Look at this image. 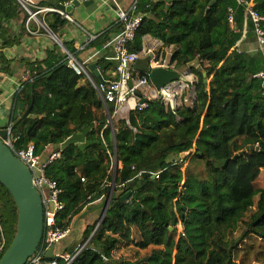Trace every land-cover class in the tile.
Segmentation results:
<instances>
[{
	"label": "trees",
	"instance_id": "1",
	"mask_svg": "<svg viewBox=\"0 0 264 264\" xmlns=\"http://www.w3.org/2000/svg\"><path fill=\"white\" fill-rule=\"evenodd\" d=\"M68 1L40 0L35 5ZM249 1L264 16V0ZM230 6L238 16V31L227 20ZM136 8L143 18L129 50L139 51L149 35L172 45L177 67L195 59L202 65L206 83L201 71L191 69L197 77L192 106L171 110L153 98L146 108L129 111L128 124L112 120L111 126L113 103H103L94 85L100 81L77 73L57 44L43 59L27 64L28 78L13 94L9 122L15 146L33 143L38 155L48 146L61 147L60 157L44 170L60 190L63 207L55 214L59 227H66L89 203L105 202L112 190L103 219L98 226V219L87 225L78 242L86 245L69 264L263 262L264 186L256 181L264 169V82L254 74L264 69V46L239 49L243 28L247 38L256 37L235 0H139ZM26 18L18 0H0L1 48L28 33ZM42 19L60 38L67 20L57 12H46ZM109 39L106 30L87 44L99 54L96 64L106 83L116 78ZM62 42L78 59L71 42ZM2 54L0 62L8 64ZM32 100L29 114L22 117ZM127 191L129 197L121 200ZM16 225L15 203L0 183L3 250ZM240 225L244 232L235 240L230 233ZM122 250H129L130 258L117 255ZM51 260L67 262L64 256L42 257L41 262Z\"/></svg>",
	"mask_w": 264,
	"mask_h": 264
},
{
	"label": "built area",
	"instance_id": "2",
	"mask_svg": "<svg viewBox=\"0 0 264 264\" xmlns=\"http://www.w3.org/2000/svg\"><path fill=\"white\" fill-rule=\"evenodd\" d=\"M27 12L25 22L26 31L31 34H37L42 27L48 32H52L46 26L44 20L40 15L46 12H57L67 21H73L69 13L59 9L56 6H34L28 0H18ZM133 0L129 8L124 9L119 6L116 7L115 13L117 22L120 25V30L115 36L110 37L107 45L113 50V58L116 61V68L113 74L115 79L109 82L94 83L96 89L101 94V99L104 104L113 103L112 113L108 119L117 121L124 120L128 124V113L130 110L138 108L143 109L147 107V100L159 98L164 106L168 109L175 110L181 105L192 106L196 99L195 82L196 75L188 67L180 68L176 66L175 61L171 60V52L167 49L165 51H155L147 43L143 42L139 51H131L128 44L134 39L135 31L140 25L143 14L137 12V2ZM71 1L65 2L69 4ZM236 4L243 7V16L245 20H250L254 26L257 46L262 48L264 46V16L258 14L254 9L253 2L249 0H235ZM104 3V0H101ZM235 8H227V20L229 26L238 31L235 26ZM34 23V27L31 26ZM54 37V36H53ZM96 36L90 34L87 38V43L92 41ZM66 54L67 63L77 73L83 72L91 79L87 68L73 55V53L64 50ZM143 56L149 57V67H164L179 72L180 77L177 80L168 82L160 88H156L149 80L147 73H140L135 71L134 63ZM168 56V57H165ZM255 77L260 78L264 82V69L254 74ZM129 81H132V87L128 86ZM22 84L18 89H21ZM134 90H139L142 97L135 95ZM110 123V122H109ZM5 128L8 130L7 135L1 139L2 143L6 145L11 152L20 159L31 171L32 181L41 195L43 210H44V233L43 240L38 250L28 259L27 264H57L55 260L48 262H41L42 257H45L46 250L51 244H56L63 237L68 235L71 231V222L66 227H59L55 222V214L63 207L62 202L58 199L60 192L54 180L46 177L44 170L48 163L58 159L61 155V147L50 150L46 157L35 154L33 143H28L24 147H16L14 139L11 137L12 121L7 122ZM188 152H186L187 154ZM183 156L185 154H182ZM116 160L115 155L111 162V168L115 169ZM133 168V167H132ZM138 172L137 175H141ZM158 177V175H155ZM83 181L84 178H81ZM98 226V224H97ZM5 240L0 239V254L4 252L3 248ZM86 245L77 244L72 252L64 256L67 260L65 264H69Z\"/></svg>",
	"mask_w": 264,
	"mask_h": 264
},
{
	"label": "crops",
	"instance_id": "3",
	"mask_svg": "<svg viewBox=\"0 0 264 264\" xmlns=\"http://www.w3.org/2000/svg\"><path fill=\"white\" fill-rule=\"evenodd\" d=\"M38 1L40 0H28V2L34 6ZM132 1L133 0H104L102 4L101 0H93L92 3L86 5L80 3L69 13L73 21H67L61 32L60 38L58 36L56 37L61 42H71L72 46L78 51V60L87 68L89 64L93 62L97 63L96 61L99 58L97 51L91 47H87L89 43H87L88 36L90 34L97 36L106 30H109L110 37L115 36L120 30V25L117 22L115 13L116 7L119 6L127 9L131 6ZM44 14L45 13H42L40 17ZM31 26L34 27L33 22H31ZM12 29L15 31L16 25H13ZM242 33L243 38L242 42L239 43V49L254 50L257 46L256 40L247 38L244 28L242 29ZM143 42L154 48L156 52L159 50L165 51V49H167L172 53V45L164 46L163 42L157 38L146 35L143 37ZM54 44H57L61 51L65 52V49L59 45L51 33L42 27L35 35L29 33L24 34L20 38V41L12 46L0 47V53H3L4 59L8 61V64L5 63V65L0 62V129L5 128L6 123L10 120L13 109L12 98L14 92L18 89L22 81L28 78L26 69L27 64L34 59H43L46 56V50L52 48ZM111 51L113 52L112 49ZM145 57L146 56H143L142 58ZM119 120L121 119H118V122ZM123 126V123H117L118 129L123 128ZM51 148L52 146L46 148L45 152L41 154L42 158L47 156L50 150L53 149ZM103 206L104 201L101 199L95 200L86 205L80 213L73 217L71 221V231L58 241L54 256H66L70 253L69 248L72 247L74 243L78 244L87 225L99 219Z\"/></svg>",
	"mask_w": 264,
	"mask_h": 264
},
{
	"label": "water",
	"instance_id": "4",
	"mask_svg": "<svg viewBox=\"0 0 264 264\" xmlns=\"http://www.w3.org/2000/svg\"><path fill=\"white\" fill-rule=\"evenodd\" d=\"M92 2L93 0H71L69 4L57 3L56 7L64 10L66 13H70L71 10L80 3L86 5ZM235 17L237 18L238 16L236 15ZM53 36L59 45L66 49L56 35L53 34ZM148 63L149 57L140 58L134 63V69L140 73H147L149 80L156 88H160L164 84L177 80L180 77L179 72L176 70L164 67H149ZM96 66L97 64L95 62L89 64L87 66V71L90 72L92 80L95 78L103 82ZM187 67L189 69L196 68L201 71L204 82H207L206 73L198 59L190 62ZM128 86L132 87V81H129ZM134 93L138 97H142L141 91L134 90ZM32 103L33 100L23 112L22 117L29 114ZM109 122L112 126V122ZM7 132L8 130L6 128L0 129V183L4 185L13 198L17 209V225L11 242L0 256V264H26L28 259L38 250L43 240V203L40 193L33 184L32 173L29 168L2 143L1 139L7 135ZM249 148H252V146ZM241 153L242 152H240V154ZM130 193V191H127L120 199L126 200ZM111 194L112 190L105 199L97 224L101 222L105 215L111 199ZM76 246L77 243H74L73 246L69 248V251L72 252ZM55 248L56 244H51L46 250L45 257L52 258Z\"/></svg>",
	"mask_w": 264,
	"mask_h": 264
},
{
	"label": "rangeland",
	"instance_id": "5",
	"mask_svg": "<svg viewBox=\"0 0 264 264\" xmlns=\"http://www.w3.org/2000/svg\"><path fill=\"white\" fill-rule=\"evenodd\" d=\"M52 149V148H51ZM185 155L181 156V157H185L186 156V153H184ZM256 183L259 185V186H264V169L262 170L258 180L256 181ZM106 199V198H105ZM178 230L180 231L181 230V226H178ZM244 232V228L243 226H238L237 229L235 230H232L231 231V236L232 237H235V240H237L238 238H240L242 236ZM58 243V242H57ZM56 243V244H57ZM264 246L263 244L260 245V247ZM129 249V247H127ZM146 251L145 250H140V253H145ZM123 254L125 257H129L130 258V252L129 250H122L121 252L117 253V255H121ZM240 262V261H237V263ZM248 264H264V261H259V260H251Z\"/></svg>",
	"mask_w": 264,
	"mask_h": 264
}]
</instances>
